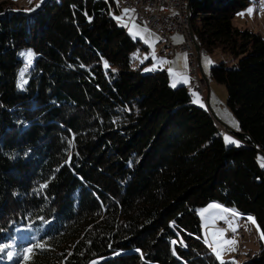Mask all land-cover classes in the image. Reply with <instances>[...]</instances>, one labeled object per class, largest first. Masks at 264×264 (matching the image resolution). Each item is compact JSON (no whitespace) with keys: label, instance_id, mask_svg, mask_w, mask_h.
I'll return each mask as SVG.
<instances>
[{"label":"trees","instance_id":"1","mask_svg":"<svg viewBox=\"0 0 264 264\" xmlns=\"http://www.w3.org/2000/svg\"><path fill=\"white\" fill-rule=\"evenodd\" d=\"M189 3L201 48L242 55L211 77L258 148L238 134L226 146L215 116L166 69L133 67L140 41L113 17L115 0H46L30 12L0 3L8 264H232L208 247L199 210L212 202L252 215L264 234V37L233 24L250 0ZM241 264H264V246Z\"/></svg>","mask_w":264,"mask_h":264},{"label":"rangeland","instance_id":"2","mask_svg":"<svg viewBox=\"0 0 264 264\" xmlns=\"http://www.w3.org/2000/svg\"><path fill=\"white\" fill-rule=\"evenodd\" d=\"M45 1L0 0V3L6 2L18 9H25L23 11L30 12L34 10V7L41 6ZM250 1L251 3L236 15L233 24L238 28L249 29L253 32L260 33L264 37V0ZM250 9L251 11H249ZM125 10L128 11L126 12ZM112 15L119 25L127 29L128 33L136 42L140 41L137 43L138 46L132 54L133 67L141 68L145 73L155 71L157 68H160L159 70L162 68L168 69L171 77L170 85L172 87L180 86V84H175L174 76L185 77L188 90L192 95V102L209 110L215 116L216 125L225 136L224 138L228 137L238 142L239 145L241 139L230 131H240L239 120L227 104L226 87L211 77V67L222 61L230 66L234 65L238 63L242 55L236 57L220 49H216L214 52L207 50L208 53L203 54L201 67L207 77V85L209 86L208 95L204 98L194 91V86L192 87V79L190 78L189 71H187V54L184 51H175L170 58H164L162 54L157 56L158 48L156 46L160 41V36L148 29L145 25L139 24L136 20L134 10L126 7L120 8L114 10ZM195 24L200 25V20L197 19ZM171 40L174 44L181 43L183 37L180 33H177L171 36ZM29 51L33 54L31 60V63H33L34 52L32 49L26 48L21 50L19 56L24 57L27 61L26 56L22 55V53ZM141 52L143 53V57ZM146 69L148 70L146 71ZM225 144L226 146H231L234 143H226L225 140ZM199 214L206 240L210 244L208 246L209 250L212 252L214 249V253L220 262L229 261L232 264H241L243 261L257 254L262 245L264 246V235H262L263 233L252 215H244L239 213L235 208L223 206L217 202L203 206L199 210ZM249 217L252 219L249 220ZM226 231H230L232 235L230 237L227 236ZM36 239L37 236L32 239V242H35ZM15 240H12L13 244ZM3 249V251H0V263H11L14 257L17 256V252L11 247H4ZM28 249H31V247H26V253L23 256L26 257L29 254ZM8 253L12 254L11 259H9ZM93 264H97V261L93 262Z\"/></svg>","mask_w":264,"mask_h":264},{"label":"built area","instance_id":"3","mask_svg":"<svg viewBox=\"0 0 264 264\" xmlns=\"http://www.w3.org/2000/svg\"><path fill=\"white\" fill-rule=\"evenodd\" d=\"M186 0H124L126 8L134 10L136 20L160 36L156 48L164 58H170L175 51L187 54V65L190 78L194 80V91L204 98L208 95L207 77L202 71L203 54L196 48L194 35L187 26L185 13ZM180 33L181 43L174 44L171 36ZM230 237V232L226 231Z\"/></svg>","mask_w":264,"mask_h":264},{"label":"bare ground","instance_id":"4","mask_svg":"<svg viewBox=\"0 0 264 264\" xmlns=\"http://www.w3.org/2000/svg\"><path fill=\"white\" fill-rule=\"evenodd\" d=\"M116 1V4L118 5V8L120 9V8H125V4H124V0H115ZM185 13H186V18H187V26H188V28L190 29V31H191V34H193L194 35V40H195V43L197 44L198 43V41H197V39H196V36H195V34H194V32H193V29H192V25H191V23H190V14H191V10H190V3H189V0H186L185 1ZM199 44V43H198ZM199 49H200V52L202 53V54H207L208 53V51H207V49H205V48H201V47H199ZM160 51H159V49H158V51H157V56L158 55H160L161 54V52L159 53ZM191 84H192V87L194 86V80H192L191 81ZM197 93V92H196ZM197 94H199V93H197ZM201 95V94H200ZM201 97H202V95H201ZM228 232H230V231H228ZM232 234L230 233V236H231ZM234 235V234H233Z\"/></svg>","mask_w":264,"mask_h":264},{"label":"snow or ice","instance_id":"5","mask_svg":"<svg viewBox=\"0 0 264 264\" xmlns=\"http://www.w3.org/2000/svg\"><path fill=\"white\" fill-rule=\"evenodd\" d=\"M125 11L127 12L128 10H125ZM249 11H251V9H250ZM22 55H25V56H26L27 61H28V64H30V63H31V60H32V56H33V54L29 51V52H27V53H22ZM105 66H107L106 62H105ZM26 70H27V66L25 67L24 70L21 71V74H20L21 77H23L24 71H26ZM147 70H148V69H146V71H147ZM22 84H23V81H22V83H21V86H22ZM225 140H226V143H235V144H237V146H239V145H238V142L233 141V140H231V139L228 138V137H226ZM221 218H223V217H221ZM248 219L251 220L252 218L249 217ZM253 222H254V221H253ZM233 231H235V229H233ZM262 235H264V234H262ZM9 247H10V246H9ZM3 250H4L3 247H0V251H3ZM28 251L31 252L32 249H28ZM8 256H9V259H11L12 254H11V253H8Z\"/></svg>","mask_w":264,"mask_h":264},{"label":"crops","instance_id":"6","mask_svg":"<svg viewBox=\"0 0 264 264\" xmlns=\"http://www.w3.org/2000/svg\"><path fill=\"white\" fill-rule=\"evenodd\" d=\"M186 53V52H185ZM186 63H187V58H186ZM158 67V66H157ZM162 69H166V68H162ZM167 70V72L169 73V76H170V72H169V70L168 69H166ZM187 71H188V66H187ZM174 80H175V84H184V85H186L187 86V83L185 82V77H183V76H181V77H175L174 76ZM170 79H171V77H170Z\"/></svg>","mask_w":264,"mask_h":264},{"label":"water","instance_id":"7","mask_svg":"<svg viewBox=\"0 0 264 264\" xmlns=\"http://www.w3.org/2000/svg\"><path fill=\"white\" fill-rule=\"evenodd\" d=\"M200 47V45L197 43L196 44V48L198 49ZM229 130H230V128H229ZM231 132H233V133H235V134H238V135H245V136H247V137H249L250 138V136H249V134L248 133H244V132H242V131H234V130H230ZM250 140H251V138H250ZM252 141V143L258 148V146L256 145V143L253 141V140H251Z\"/></svg>","mask_w":264,"mask_h":264}]
</instances>
